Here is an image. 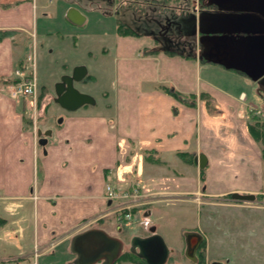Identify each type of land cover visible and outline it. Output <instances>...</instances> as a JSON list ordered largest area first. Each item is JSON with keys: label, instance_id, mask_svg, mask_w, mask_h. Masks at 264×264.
I'll list each match as a JSON object with an SVG mask.
<instances>
[{"label": "crops", "instance_id": "1", "mask_svg": "<svg viewBox=\"0 0 264 264\" xmlns=\"http://www.w3.org/2000/svg\"><path fill=\"white\" fill-rule=\"evenodd\" d=\"M100 7L104 25L74 33ZM0 32V264L30 250L29 233L44 245L111 209L107 185L199 190L221 203L232 192L264 195L261 146L247 129L252 111H264V0H0ZM38 42L40 86L83 65L75 87L95 103L45 105L36 133H51L35 147L5 89Z\"/></svg>", "mask_w": 264, "mask_h": 264}, {"label": "rangeland", "instance_id": "2", "mask_svg": "<svg viewBox=\"0 0 264 264\" xmlns=\"http://www.w3.org/2000/svg\"><path fill=\"white\" fill-rule=\"evenodd\" d=\"M96 6L94 5L93 8ZM97 7L99 8V6ZM111 14L114 18L121 16L119 11ZM93 15V22L80 29L74 26V33L86 30L88 27L95 28L101 24L104 25L107 13L102 8L94 11ZM103 17H105V20ZM31 47L34 49L31 50L32 59L30 64L24 70H17L35 76L37 81L35 96L33 94L19 95L17 98L13 97V89L10 87L16 83L7 87L5 93L17 100L18 110L23 109L26 112V116L32 119L31 125H28L24 119L23 122L27 129L29 128L33 131L34 146L39 147L37 139L44 136L43 130H41L42 134L39 137L36 133L38 127L40 128L41 115H44L45 105L55 104L56 95L53 85H50L48 89L41 87L39 84V69L32 52L33 50L36 51V48H40L41 43H34ZM77 51L79 52H68L67 58H65L66 62L70 63V60L82 57L80 50ZM59 66L57 64L56 70H59ZM60 77L61 75L53 77V84L59 81ZM88 79L87 77L85 80ZM100 94L98 93V96ZM252 116H250V119ZM129 179L132 181V178ZM113 188L118 193L125 190L130 192L125 199L128 200V203L132 201L131 203H135V206H137V219L118 220L115 209L122 199L114 200L111 209H108L105 213L85 219L79 223L74 232L71 231L72 233L64 237H52L44 245L32 243V235L29 233V236L27 235L26 237V242L31 246L30 250L25 253L11 254V259L7 263L70 264L74 258V255L69 251L71 237L87 228L99 227L112 235H117L124 241V252L114 264H145L139 262L136 258L122 257V255L126 252H131L130 243L132 237H144L153 232L160 234L170 249L169 257L165 264H201L199 260L200 252L203 254L202 264H264V200L257 197L258 195H255V201L251 202L235 201L228 195V199L221 203V200L205 198L204 194L199 190L183 194L173 193V195L171 192H153L149 188L143 189L140 187V196L135 198L132 194L133 188ZM148 210L151 213L148 214ZM5 224L6 220L0 228L5 226ZM153 227L155 230H151ZM188 230L199 231L205 236L203 245L196 251V262L191 261L184 254L185 239L183 233ZM15 239L18 242V236Z\"/></svg>", "mask_w": 264, "mask_h": 264}, {"label": "water", "instance_id": "3", "mask_svg": "<svg viewBox=\"0 0 264 264\" xmlns=\"http://www.w3.org/2000/svg\"><path fill=\"white\" fill-rule=\"evenodd\" d=\"M68 19L74 24H81L84 16L77 9L70 8L67 12ZM86 73V67L83 65L75 66L70 74L61 75L60 80L54 84L55 103L68 111L86 105L94 104L95 99L92 95L79 91L75 87V82L81 80ZM48 129L43 132L38 143L46 144V136L50 135ZM39 131L38 135L41 136ZM195 161L199 168H204L207 159L201 153ZM232 200L251 202L255 201V195L252 193L232 192ZM155 230V228H151ZM185 239V256L193 262L197 261L196 251L203 241V235L199 231L188 230L183 233ZM124 241L117 235L108 233L103 228L91 227L75 233L69 244V251L74 255L70 264H114L124 252ZM130 251L147 264H165L169 257L170 249L165 243L163 237L153 232L147 236H134L131 238Z\"/></svg>", "mask_w": 264, "mask_h": 264}, {"label": "built area", "instance_id": "4", "mask_svg": "<svg viewBox=\"0 0 264 264\" xmlns=\"http://www.w3.org/2000/svg\"><path fill=\"white\" fill-rule=\"evenodd\" d=\"M16 74L19 76L20 80L11 87L13 89V97H18L19 95H33L35 96V91L37 88V81L33 74L22 73V71L16 70ZM254 116L258 117L261 121H264V111L260 109H254L253 114ZM133 192L132 194L135 198L140 196V190L138 187H132ZM105 197L110 201H114L117 199H122L115 209L116 216L118 220L128 221L137 219V212L135 203L132 204L131 202L128 203V200L125 199L130 192L126 190L123 192L118 193L112 186L107 185ZM140 221V218H139ZM13 264H20V263H13Z\"/></svg>", "mask_w": 264, "mask_h": 264}, {"label": "trees", "instance_id": "5", "mask_svg": "<svg viewBox=\"0 0 264 264\" xmlns=\"http://www.w3.org/2000/svg\"><path fill=\"white\" fill-rule=\"evenodd\" d=\"M118 31L120 33H124V32H133L131 30H129L128 28H126V26L122 23H119L118 24ZM5 33H2L0 32V38L1 36H4ZM29 74V73H27ZM14 83H17V81H13ZM176 95V93H175ZM203 95V93H202ZM177 96V95H176ZM188 100H192L193 98L188 96L187 97ZM207 104L210 106V102L207 101ZM23 119L26 121V123L28 125H31L32 123V119L30 117H27L26 114L23 115ZM247 129H248V132L249 134L252 136V138L260 144L261 146V155H262V159L264 160V121H261L258 117L256 116H252L251 118V121H249L247 123ZM230 196V195H229ZM257 197H260V198H264V195H258ZM5 223V220L3 218H0V226L3 225ZM203 245V244H202ZM123 256H126L127 258H136L139 262H143L146 264L145 260L144 259H141L139 258L138 256L132 254L131 252H126L122 255ZM199 260L202 264L203 262V254L202 252L199 253Z\"/></svg>", "mask_w": 264, "mask_h": 264}, {"label": "flooded vegetation", "instance_id": "6", "mask_svg": "<svg viewBox=\"0 0 264 264\" xmlns=\"http://www.w3.org/2000/svg\"><path fill=\"white\" fill-rule=\"evenodd\" d=\"M229 195H230L229 197H231V193H230ZM202 235H203V241H202V243H203V242H204V237H205V236H204V234H202ZM202 243L200 244V246L202 245ZM200 246H199V247H200Z\"/></svg>", "mask_w": 264, "mask_h": 264}]
</instances>
